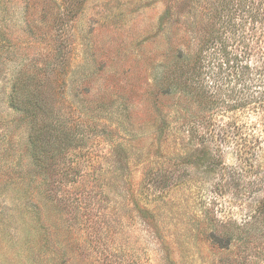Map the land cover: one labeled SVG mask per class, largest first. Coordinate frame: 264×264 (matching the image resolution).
I'll use <instances>...</instances> for the list:
<instances>
[{"label":"rangeland","instance_id":"rangeland-1","mask_svg":"<svg viewBox=\"0 0 264 264\" xmlns=\"http://www.w3.org/2000/svg\"><path fill=\"white\" fill-rule=\"evenodd\" d=\"M252 22L264 0H0V264H264V108L206 67Z\"/></svg>","mask_w":264,"mask_h":264},{"label":"trees","instance_id":"trees-1","mask_svg":"<svg viewBox=\"0 0 264 264\" xmlns=\"http://www.w3.org/2000/svg\"><path fill=\"white\" fill-rule=\"evenodd\" d=\"M242 26L239 23L224 26L229 36L219 42L212 57L208 56L206 67L214 79L215 88L220 90L228 86L232 92L239 86L241 89L237 93L245 97L244 105L252 106L254 110L263 109L264 49L261 45H264V22H252L248 30H244ZM257 31H260L258 36ZM255 37L261 39L257 40ZM203 63L202 59L200 64ZM202 86L207 87V84ZM238 99L243 100L241 97ZM237 106L240 107V104Z\"/></svg>","mask_w":264,"mask_h":264}]
</instances>
